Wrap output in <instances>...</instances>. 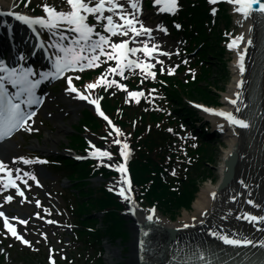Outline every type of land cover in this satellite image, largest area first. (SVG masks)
<instances>
[{
  "label": "snow or ice",
  "instance_id": "obj_1",
  "mask_svg": "<svg viewBox=\"0 0 264 264\" xmlns=\"http://www.w3.org/2000/svg\"><path fill=\"white\" fill-rule=\"evenodd\" d=\"M30 0H25V6ZM217 0H209L210 4H215ZM69 6L68 10L57 9L55 6H51L48 3H43L41 6L43 12L46 15H28L22 14L19 11H11L10 15L16 20L23 22L29 29H31L37 38L36 47H43L40 43V34L36 31L34 26L39 25L42 29H47V31L55 36H58V40H53L51 47L55 49V52L50 54L47 58L51 61V70L39 71L38 73L34 71L33 67H25L23 64L17 62L16 65L9 66L4 59H0V140L9 137L14 131L18 129H26L27 131H32L33 129L29 126L28 122L35 115L32 110V105H38L41 103L40 96L37 95V88L41 85V82L51 78H56L58 76H64L69 70L85 68L98 67L101 61L100 57L103 56L106 60H115L116 65H109L105 72L102 73L94 82L85 85L86 89H94L98 85H105L111 87L113 85L120 89H126V85L120 83L115 79H106L107 74L124 75L125 68L132 69L134 67H140L143 72L147 75L155 78V72L151 71L154 64L151 62L156 59L158 63L163 64V61L157 59L154 56V52L162 51L157 45L152 44L149 46L148 42H143L142 48L129 46V39H122L119 42H113L109 35L105 34L111 33L115 36L119 33L121 36H128L129 31L131 32V37H138L141 35L151 36L153 29L147 27L141 19H139V13L141 12V6L139 0H127L133 12H128L125 10V4L118 2V0H66ZM154 5H158L156 11L158 12H169L174 13L177 10L178 3L177 0H152ZM228 3L233 5V11L239 13L242 17H247L252 11V4L258 3V11L264 12V0H228ZM15 7V5H13ZM106 10L112 12L115 16L119 17V21L114 20L113 15H105ZM211 11L215 13L216 9L212 8ZM89 14H92L96 23H89ZM106 21V23H105ZM104 29L105 31H97V27ZM177 28L180 27L179 24L175 25ZM156 27L161 29L163 32L167 33V28H163L160 24ZM61 29H67V31H62ZM70 40L69 43L64 41ZM240 37H234L230 39L227 43L229 49L233 48L236 43H238ZM106 48L112 49V51H107ZM142 51L146 55L144 61L138 62L128 58L129 54L137 53ZM240 56L242 53H237L236 63L243 67L240 62ZM24 56L21 55L19 60H24ZM151 58V59H148ZM161 71H164L161 68ZM168 71L171 73L174 69L169 68ZM191 71V70H189ZM38 76V78H36ZM67 87L64 89L65 92L76 93V96L80 99L86 100L91 104L96 105V111L108 120L109 124L112 122L107 116L100 110L97 99H90L89 94L78 90L72 82L71 76L66 77ZM6 85H11L15 90L9 91ZM240 82L237 81V87H239ZM107 87L105 90H107ZM155 90H153L154 92ZM129 97L139 98L144 95L141 91H129ZM225 97V100H228ZM231 103H236V101H230ZM197 108H203L204 111L209 113H215L216 115L223 117L228 124L238 125L241 127H247L248 122L239 116L234 115L230 111L217 110L213 108L204 107L203 105H196ZM115 130L117 137L119 136L121 130L112 125ZM172 131V129H169ZM111 135V133H110ZM130 135V134H129ZM112 143L120 145L119 155L124 158L126 162L128 159L129 152L131 151L126 142L121 141L119 138L113 139ZM91 145V142H89ZM93 151L89 152V155L98 157L111 158L113 153L104 149H100L92 145ZM13 162L22 161L23 164L27 165L32 162V160L25 158L23 156L13 157ZM39 159V158H35ZM110 168H115L120 174V179L122 184L118 183L116 191L122 199H125L131 206L132 195L130 187L126 188L125 185H129L130 181L126 175L127 169L125 163L111 164L107 165ZM13 171H15V176H13ZM0 172L6 173V175H0V191L9 188H15L16 193L20 197H24L26 200L24 190L17 183V180H21L24 176L31 177L32 180L39 184L36 176L31 172H23L20 168H10L5 164L4 161L0 160ZM22 173V175H21ZM173 174L175 171L173 170ZM27 184V181H25ZM31 187V185H28ZM239 195V193H237ZM14 196L11 194L5 195L3 200L5 202H11ZM229 199H235V197H229ZM24 201L22 200L21 203ZM249 205L253 204L251 199L246 201ZM37 206L40 205V201H35ZM259 207V205H257ZM131 211V207L128 209ZM45 212L48 209H44ZM153 209L148 210L147 219H153L152 216ZM35 216L39 217L40 213H34ZM203 215V213H201ZM238 218L245 219L249 221L253 226H258L257 222H264V215H253L247 211L243 213H237ZM0 217L3 218V228L7 231L5 235L11 234L12 237L20 240L25 245H31V241L27 240L22 234L17 231V225L10 222V218L5 214L4 211L0 210ZM12 220H19L20 224L27 225L28 220L19 217H12ZM195 219V218H193ZM55 223V221H51ZM187 225H181V227H186ZM211 235L217 237L219 240L223 241L225 244L232 246L250 245L256 243L261 247H264V240L252 241L247 237L241 236L239 238L233 235H226L220 232H215L209 229ZM45 235L46 238V234ZM54 250H50V253ZM204 253L200 252V260L203 262ZM49 261L51 264H55L54 257L50 254Z\"/></svg>",
  "mask_w": 264,
  "mask_h": 264
},
{
  "label": "rangeland",
  "instance_id": "obj_2",
  "mask_svg": "<svg viewBox=\"0 0 264 264\" xmlns=\"http://www.w3.org/2000/svg\"><path fill=\"white\" fill-rule=\"evenodd\" d=\"M31 1V0H30ZM21 0H5L4 3H7L9 5H15V8H17L18 11L26 12L25 6L22 5ZM48 3L51 6H55L58 10H68V6L66 4V0H41V5L43 3ZM228 4V2H227ZM227 4L225 5V8H227ZM230 4V3H229ZM158 5H155L154 8L149 9L148 11H142L143 14H141L140 18L142 21H146L149 24H154L156 28L157 37L153 39L154 43L163 44L166 49H168V56L164 58V61H168L171 66H174L176 68V63L173 62L176 60V55L174 54L173 50L179 48L180 40L179 36L176 34H171L170 27H172L173 24L170 26L167 24V22L164 20V13L156 11V8ZM230 8V7H229ZM231 11V17L233 20H231V24H228L224 29H228V31H225V34L232 33L231 35H237L240 32V27L242 24H238L237 17L234 15V11L232 10L233 7L230 8ZM228 9V10H230ZM24 10V11H22ZM27 13V12H26ZM166 13V12H165ZM169 13V12H168ZM42 15H46L42 11ZM167 15V14H166ZM218 19V18H217ZM160 24L163 28H167V33L163 32L162 30H159L156 25ZM62 31H67V29H61ZM47 31V29H46ZM51 35V33H49ZM53 36H55L53 34ZM53 40H58L59 37L55 36ZM49 42L50 44L52 41ZM66 44L70 42V40L64 41ZM218 47V45H217ZM215 47V48H217ZM234 55L233 48L229 49L227 46L225 48V51L223 50V53L219 55L221 57L222 62L224 63L223 69L219 68L221 64L219 63V58L215 57V55H209L208 62L211 64L215 70L211 73V78L208 80V82H200L198 85H203L207 87V94H209L211 97H218L219 94V105L222 106V103H225L224 98L222 95L227 92L228 89V81L231 77V59ZM25 56V55H24ZM181 59H184L185 56L180 55ZM101 59V58H100ZM179 59V60H181ZM104 63L105 61L101 59ZM100 63L99 66L102 64ZM80 73L76 72L74 74H70L68 76H71L73 85L80 91L84 92L85 94L90 95V99H96L95 93L89 89H86L83 83H81L79 80L76 81V78L79 76ZM108 75V74H107ZM66 76V77H68ZM176 76H180L179 72H176ZM64 78V87H58L55 86L53 88L52 94L50 95V102H52L53 97L59 96L62 99V102H64L63 107L61 108L62 111L59 112L58 118L57 116L55 118H52L50 115H48L47 112L53 109L54 101L53 103H49V106H47L46 110L41 111L37 117H35L32 121V126H30L33 130L32 131H24L20 135H16L13 139H15L10 147L9 150H11V153H9V157L12 159L13 157H19L23 156L25 158H28L32 160V162L29 164L32 171H34V174L37 178V180L40 182V189L36 187L38 190V197L33 198V195L31 196V190L28 192L29 196H31V202L26 205L27 207V213L25 210L20 209V207L17 205L19 202H13L11 206H9V215L8 217H13V215L19 216V218H23L28 220L27 225H22L20 228V234H22L25 238H27L29 241H31V245L22 246L20 244V240L16 239L15 237H12L9 233L8 235H5L6 229L3 228V218L0 217V242L5 244L4 248L2 250L5 253V259L3 261L4 264H30L27 261L31 260V264H35L40 262V260L43 262V264H51L49 261V255L51 254L56 264H91L95 258H99L100 264H109L108 261H110L111 264H126V260L129 256H131V251L133 246L131 243H133L134 239V225L132 222V219H127V227L129 231V236L126 238V240H115L111 241L108 239H105L102 244L98 245L97 249H94V246L92 248H89L88 241H89V235H81L77 238H73L71 235V229L74 227L72 223L68 224L67 220H69V217H73L71 214V205L68 202V200L59 197L58 191L64 190V193H66L67 189L70 187L71 190L72 186L75 184V182H67L64 179H60V172L56 170L55 166L58 165L59 161L71 157L73 151L68 148L69 144V137L73 134V129L76 126L75 124L78 121V118L80 117V112L84 108H92V104L89 103L86 100L80 99L76 96V93H69L65 92L64 89L67 87V79ZM181 77V76H180ZM111 79V78H109ZM197 85V86H198ZM202 90V89H201ZM181 97V100L186 102V105H189V107L195 112V115L197 119L196 122H192L191 124H187L188 127L191 128L194 131H198L203 133V126H199L200 122L206 123V119L203 118L202 112H200V109L196 107V103H191L192 100H194L195 95H188V94H182L179 93V97ZM193 98V99H191ZM56 101V100H55ZM185 117V116H184ZM188 117V116H187ZM189 119V117H188ZM194 119V118H193ZM203 119V120H202ZM195 120V119H194ZM59 122L62 126H64L65 130L59 134V140L53 143H45L49 148H51V152H42L37 147L31 148L30 143H38L40 146L43 145L44 136H55L57 131L56 127L54 126V122ZM192 121V120H191ZM208 122V121H207ZM196 129V130H195ZM36 133L35 135L33 134ZM224 134V133H223ZM222 132L218 133H211L210 139L208 142H205L208 146L210 158L208 159L207 165V171L210 172L211 177L209 179H206L204 181H200V186H202L204 183H209L211 181V184L214 183L215 180L219 178L217 167L220 164V157L222 153V148L226 147L227 141L225 135H223ZM35 138H37L38 142H36ZM190 139V138H188ZM195 139V138H194ZM191 140V139H190ZM193 140V139H192ZM204 142V141H203ZM11 148V149H10ZM102 150L105 149L104 146L98 147ZM92 156V155H91ZM35 158H39L38 160ZM94 160L97 162H111L113 161V157L107 158V157H98V156H92ZM23 164L22 161H16ZM53 163V166H52ZM89 183L88 187L99 185V183L102 181V178L99 176H93L92 178L88 179ZM30 185L35 186V181H29ZM210 184V183H209ZM39 200L40 205L37 206L35 201ZM64 204V205H63ZM44 209H48L47 212L44 211ZM90 214L89 217L92 218L93 216L97 217V223L99 220V213L95 211L87 210ZM139 214H143L144 210L139 209L137 210ZM40 213V216L37 217L34 215V213ZM51 217L52 221H58L60 222L59 226L53 224L52 222L46 224L47 218ZM75 221V219H74ZM73 222V220H71ZM99 225V224H98ZM46 234V238L45 235ZM84 239V240H83ZM89 248V249H88ZM26 249H29L31 253H40L39 258L37 261L33 260V256H29L26 254L28 251H25ZM50 250H54L50 253ZM98 250V251H96ZM120 251V254H114V256H108L109 252H115ZM25 252V253H24ZM87 253V254H86ZM38 257V256H37ZM112 257V258H111ZM72 258V259H70ZM126 258V259H125ZM7 261V262H6Z\"/></svg>",
  "mask_w": 264,
  "mask_h": 264
},
{
  "label": "trees",
  "instance_id": "obj_3",
  "mask_svg": "<svg viewBox=\"0 0 264 264\" xmlns=\"http://www.w3.org/2000/svg\"><path fill=\"white\" fill-rule=\"evenodd\" d=\"M188 2V0H187ZM196 5L186 6V11H183L179 19L183 23V32L185 36V41H187V37L189 38V43L194 44L193 48L197 46L199 43H202L200 48L197 51L199 59L196 61V65L199 66V72L196 74L195 81H191L188 76L186 79V83L178 78H169V77H161L162 79L167 80L166 86H162L159 83H149V86H155L160 90V93L164 100L160 101V105L162 108H166L164 113L158 111H150L148 105H139L135 106L133 104H127L125 98L120 94L115 96L114 100L109 99L105 100V110L107 113H110L111 118L114 123L118 125L119 129L124 131L125 138L121 133L120 137H116L111 131L107 129L106 139L111 143L113 139L119 138L121 141L124 140L128 142L135 150V159L134 162L131 163V166L136 180L138 182H146V180H152V185L150 191L146 194L145 199L156 201L160 208L165 209L167 211H172L179 209L182 206L188 207L194 192L197 189L196 181L200 177H207V165L205 166V170L202 171L201 175L198 176V171H200V167L204 166V160L208 162L210 158V154L206 152L204 147H200L197 151L201 153L202 158L197 162V165H194L190 172L188 173V178L185 181L180 182V186L177 191L169 188V184L172 183L170 179L167 181V185L165 184L163 177L160 176V173H164L167 177V173L164 170V162L170 161L171 159L166 158L163 154V151L167 149L170 150L168 146L171 144V139L167 132H164L163 127L165 124H174L172 121L173 116L168 115V107L169 103H174V105L178 104L181 107L173 109V112L179 113L181 111L185 112V115L191 114V110L186 108L179 97V93L195 95V99H201L207 103L216 102L214 97H211L207 94V87L203 85H198L200 82H208L211 78L212 68L209 64L203 65L202 63L206 62V57L208 54H214L218 56L221 52L220 49L215 48L217 36V32L215 30L209 29L206 31L204 22L207 18V11L204 8V0H197ZM211 31V33H210ZM195 32V34H194ZM191 50V48H188ZM201 61V65L198 63ZM198 85V86H197ZM134 87V82L131 84ZM202 89V90H201ZM176 101V102H175ZM144 107H147L146 109ZM84 118H82L79 124L75 127L76 134L73 135L72 147L77 150H82L85 145L82 136L79 135L82 132L81 125H89L92 130H97L101 124L98 120L87 112ZM131 119L132 122H128ZM111 133V135H110ZM130 134V135H129ZM118 145V144H116ZM158 152L159 162L161 164H157V162H153L151 156L152 153ZM160 152V153H159ZM162 161V162H161ZM170 163H167L169 165ZM65 164L66 168H70L72 170L73 175H69V179L78 180L81 177L85 176V173H88V169L86 168L87 163H75L71 159H67ZM198 176V177H197ZM183 176L181 175L180 179ZM79 182V183H78ZM80 180L75 183V187L81 188ZM79 191L81 196H87V200L81 201L79 205L80 208L93 207L95 210L103 211V216L101 218L102 228L95 229L96 233L102 232V235H106L108 237L115 236H124V220L122 216H120L117 212V209L120 207L119 202L115 196H111L105 190L96 188V194L89 197V194L93 191L85 192L81 188Z\"/></svg>",
  "mask_w": 264,
  "mask_h": 264
},
{
  "label": "bare ground",
  "instance_id": "obj_4",
  "mask_svg": "<svg viewBox=\"0 0 264 264\" xmlns=\"http://www.w3.org/2000/svg\"><path fill=\"white\" fill-rule=\"evenodd\" d=\"M4 1L5 0H0V10L1 11L6 12L7 14L8 13L10 14L11 11H17L13 6L7 3H4ZM1 21L2 20L0 19V55L6 51L8 54V58L12 59L14 57L15 52L18 51L19 49L29 51L30 48H32L34 49V52L37 54V56H41L43 60L45 59V55L41 53L40 49H38L36 46L33 45L32 40L29 38L27 31L24 28H22V26L18 24L16 25L9 16L4 18L2 23ZM244 25L246 27H243L245 29L243 37L246 39L250 38L254 34V32H258L260 29L259 27L253 24L252 19L250 17L248 20L245 21ZM261 27H264V25H261ZM243 28L241 27L242 29L241 31H243ZM260 40H261L260 41L261 46L264 45V28L261 31ZM243 45L244 44H241L240 46H236L235 51L238 53V50L240 49V47H243ZM248 50L250 51L251 49L249 48ZM262 53L264 54V51ZM45 63L46 62L44 60L42 64H45ZM236 66H237L236 63L233 62V69ZM255 73H256V76L255 78H253V83L257 84V88L259 89L258 95L260 93L261 96L259 95L258 97L257 109H255L254 114L252 113L254 117V123L252 126L253 139L255 140V145H256L255 147L257 148V150L254 151L252 148L249 150V153L246 152V154H249L248 157H250L251 159V160L246 159V161L250 163V165H248L247 163H244L242 160V158H244L242 157V154L244 153V151L240 150L241 144L243 142L241 129H239L237 125H232V127L231 126L227 127L226 123H224L225 122L224 120L222 119L220 120L217 118L215 120V125H217L220 128L223 127L222 130L224 131V135H227L226 136L227 145L226 147H223L221 150L223 154L221 153L222 156L220 158V164L218 165L217 170L219 174L223 173L222 172V166H223L222 160H225L227 157H232L234 153L233 147L236 146V148H234V150L236 149L235 155H237V157H240V160L237 162H233V165L231 168V172L234 174L233 179H229L227 182H224L221 188L220 187L215 188L213 184L210 185L209 183H204L201 186V189L199 190L194 201L191 204V210L182 211L175 221H168L166 219H163L162 217L157 215L156 211L153 210L152 220L155 221V224L157 226L163 225L164 227H169V229L171 228V230H176L178 228H181V225L192 226V224L194 223L200 224L199 222L203 221V219L211 220L214 218H218V219L223 220L222 219L223 216L225 214H229L230 219L228 220V222L230 224L232 225L237 224L241 226V229L244 232H246L247 230L248 231L251 230L249 225L246 226L245 224L242 223L243 219L238 218L237 213L244 211V206L247 204L246 201L248 199H251L253 203H255V198H256L255 194H257V192H262V193L264 192V175L263 176L259 175L260 173H264V59L257 60V72ZM0 74L3 75V73H0ZM237 81L240 82L239 87H237ZM241 81H242V75L238 74L237 70H236V73L233 71L232 77L230 78V81L227 86L228 90L226 94L223 95L224 99L225 97H228L229 99H231L232 95H237L239 96V98H241L240 96L241 86L243 88V85H241ZM6 87L9 88L12 86L6 85ZM261 97H262L263 102L261 101ZM60 111H61V106H56L54 109V112L50 113V115H52L53 118H55L56 116L58 118ZM54 126L56 127V131H57L55 136H51V135L44 136L45 138L43 141V145L40 146L38 143H30V147L32 148L37 147L42 152H51V148H49L46 144H44V142L45 143L47 142L53 143L55 141L57 142L59 140V134L65 130L64 126H62L59 122L55 121ZM12 141L13 140L10 139L5 143H0V160L4 161L8 167H11L13 169L20 168L23 170V172L33 173V171L31 170L28 164L22 165L17 162H13L9 160L8 154L11 153V150H9L8 147L11 145ZM245 166L249 167V169L245 168ZM255 174L256 176L252 177ZM0 175H1V172H0ZM26 178H30V177L24 176L21 180L22 183L27 181ZM237 181H239L240 185H242V188L240 191L237 186ZM0 187H2V183H0ZM31 189L34 195L37 194L36 190L34 191L33 187ZM4 192H11V189L9 188V189L0 191V207L3 206L4 212L6 213L7 212L6 206H4L3 195H2ZM235 192L240 193V195L236 197L235 199H233V203H228L227 202L228 193L233 194ZM17 197L20 199V201L25 200L24 197H20L19 195ZM25 202L26 201H24L23 203L20 202V205H21L20 207L22 209L24 208ZM262 202H264V197L262 198ZM251 210L252 211L250 212L252 213L256 212V210H253V209ZM258 211L260 212V210ZM201 213H203V215H201ZM260 214L264 215V210ZM144 216L145 218H147L148 212ZM134 217L141 218L140 216L138 217L137 215ZM16 221L17 220H14V221L10 220V222L14 224L16 223ZM210 223H213V222L210 221ZM201 224L203 225L204 223H201ZM230 224H227V226H228V229H230V231L232 232L228 233V232H225L223 229L219 230L218 225H217L216 232H220L226 235H233L236 238L241 237L240 235L234 234L236 233V231H240V230L237 228L236 229L233 228ZM134 229H135V226H134ZM199 230L200 231L204 230L205 232L207 231L204 228L203 229L199 228ZM210 237L217 238L213 235ZM245 237H247L248 239L252 241L264 240V225L259 224L258 226L253 227V231H251ZM134 244L135 242L131 243L132 246ZM204 245L207 246V249H210L212 247V249L215 250L219 248L220 249L226 248L228 244H225L224 242H220V243L215 242V244H213L210 241H206ZM134 246H133L134 248H132V251L130 253L131 256H129L126 260V264H136L137 259H136V256H134L136 245ZM228 246L234 249H237L238 247H247V248L255 247L256 249L264 250V247H261L260 245L256 243H252L250 245H241V246H232V245H228ZM114 254L116 255L120 254V251L109 252L108 256H114ZM108 263L111 264L110 261H108ZM261 264H264V262H262Z\"/></svg>",
  "mask_w": 264,
  "mask_h": 264
},
{
  "label": "water",
  "instance_id": "obj_5",
  "mask_svg": "<svg viewBox=\"0 0 264 264\" xmlns=\"http://www.w3.org/2000/svg\"><path fill=\"white\" fill-rule=\"evenodd\" d=\"M230 163H231V159H229L228 161H226V167H225V168H227V167L229 166ZM228 177H229L228 172H224V173H223L222 182L225 181Z\"/></svg>",
  "mask_w": 264,
  "mask_h": 264
}]
</instances>
